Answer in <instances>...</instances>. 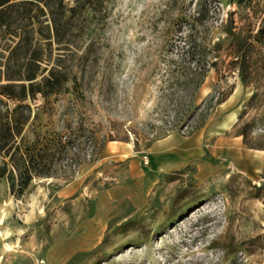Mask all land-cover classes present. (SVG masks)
Returning a JSON list of instances; mask_svg holds the SVG:
<instances>
[{
	"label": "rangeland",
	"instance_id": "1",
	"mask_svg": "<svg viewBox=\"0 0 264 264\" xmlns=\"http://www.w3.org/2000/svg\"><path fill=\"white\" fill-rule=\"evenodd\" d=\"M200 1L12 8L0 85L32 56L66 72L65 91L23 102L25 133H74L82 149L22 195L0 177V264H264V37L244 73L224 41L231 25L240 39L264 26V0H207L221 55L197 88L185 50L205 35Z\"/></svg>",
	"mask_w": 264,
	"mask_h": 264
},
{
	"label": "trees",
	"instance_id": "2",
	"mask_svg": "<svg viewBox=\"0 0 264 264\" xmlns=\"http://www.w3.org/2000/svg\"><path fill=\"white\" fill-rule=\"evenodd\" d=\"M50 0H0V31L9 30L13 23L12 8L19 4H30L49 18H55V10L64 8L69 16H73L76 10L89 11L95 4L102 0H72L70 4H63V0H57V6H53ZM222 3V0H216ZM207 0H201L198 8L199 25L205 26V35L196 39L187 40L185 60L193 65L192 70L199 75L196 87L199 88L204 82L209 70L218 65L220 42L212 46V35L210 33V21L217 20L213 17L210 8H207ZM82 12V11H81ZM211 17V18H208ZM34 23V22H33ZM34 33L42 35L41 21ZM230 28V29H229ZM228 28V34L224 41L232 38L228 45V55L234 58L236 65H240L242 73L246 71V64L250 61V55L255 49L256 42L264 37V26L259 28L255 34L250 29L248 35L239 38L240 32ZM25 29L23 26L15 27L10 33L17 37V42L11 49L15 50L21 43ZM48 38V37H46ZM218 51V52H217ZM40 56L29 57L27 65L19 70L16 76L6 74V83L0 85V93L17 101V104L9 109L0 99V177L6 176L10 182V189L17 195H22L30 182L35 177H51L58 170L71 168L72 162H68L71 149L77 147L82 149V142L77 135L71 133L65 136L59 131L47 134H36L33 138L25 133L30 121L29 105L23 103L27 98H34L36 94L47 96L66 90L68 75L56 66L40 69Z\"/></svg>",
	"mask_w": 264,
	"mask_h": 264
},
{
	"label": "bare ground",
	"instance_id": "3",
	"mask_svg": "<svg viewBox=\"0 0 264 264\" xmlns=\"http://www.w3.org/2000/svg\"><path fill=\"white\" fill-rule=\"evenodd\" d=\"M232 117H233V120H234V119H235V114H233ZM223 124H224V123H223ZM227 126H229V125H227Z\"/></svg>",
	"mask_w": 264,
	"mask_h": 264
}]
</instances>
